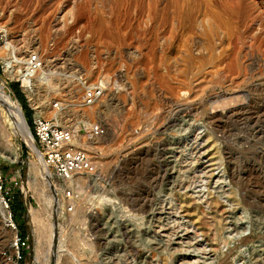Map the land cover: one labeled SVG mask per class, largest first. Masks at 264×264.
Wrapping results in <instances>:
<instances>
[{
	"label": "rangeland",
	"instance_id": "obj_1",
	"mask_svg": "<svg viewBox=\"0 0 264 264\" xmlns=\"http://www.w3.org/2000/svg\"><path fill=\"white\" fill-rule=\"evenodd\" d=\"M0 28L6 92L33 120L22 81L4 74L8 39L19 59L40 58L55 81L42 99L97 166L58 187L37 164L32 187L37 157L0 112V169L27 207L10 209L15 236L0 223V264H189L201 248L200 264L264 263V0H0ZM89 121L104 135H78ZM42 205L56 239L46 211L32 222Z\"/></svg>",
	"mask_w": 264,
	"mask_h": 264
},
{
	"label": "bare ground",
	"instance_id": "obj_2",
	"mask_svg": "<svg viewBox=\"0 0 264 264\" xmlns=\"http://www.w3.org/2000/svg\"><path fill=\"white\" fill-rule=\"evenodd\" d=\"M4 33H5V30H1V28H0V35L5 38ZM3 48H10V53H8L5 57L1 58L2 61H3L2 65H3L4 74H5V76L8 79L10 78L12 80L16 79V80H21L22 81L23 88L26 91V93L28 94V97H29L30 102L32 103V106L36 110V117L37 118H44L46 113L52 112L54 117L57 118L56 119L57 123H54L56 126H58L57 125L58 123L61 124L60 122H62L64 120H67L66 118H68L67 117L68 115L64 116L63 114L59 113L58 111L56 112L54 107H56L57 105L55 106L53 103H50L49 101H44L42 99V97H41V94H40L41 90H43V89H52L53 87H55L54 86V82L55 81H54V78L47 76V73L45 72L44 68H42L43 64L41 65V67L38 70H31L30 65H29V59L32 56L35 55L34 52L31 51L27 58L19 59L17 57V55L15 54V49H14L15 47L12 45L11 42L8 41V39H7V41L5 43V46ZM8 85H9V82L7 81V79L5 77H1L0 76V112L2 113V115H5L7 117V121L9 122V124L11 126L12 134L15 135L16 137L20 138L26 145H28V147L31 149L32 153H34L35 156L37 157V162H32V164L30 165L31 166V171L30 172L32 173L33 177H36L35 180L32 179L33 181L31 182V186L35 187L37 185V180H38L37 176L40 175V174H38V169L40 167L38 168L37 164L42 166V168L43 167L46 168L47 166L45 165V162H44L43 153L40 150V148L38 146V143H37L36 139L34 138L32 132H30L31 131L30 128L28 127V125L25 122V117H24V114H23V110H22L21 104L17 100H14L15 98L13 99L11 97V95H9L6 92V90H5ZM104 86H105V83H104ZM49 114H51V113H49ZM67 121L69 122L70 119H68ZM69 124H70V122H69ZM72 124H73V122H72ZM65 126H67V125H65ZM73 126L77 127L75 124H73ZM73 126L69 127V128H71L70 131H72ZM66 130H68V128ZM83 138H86V137H83ZM89 140H91V139H89ZM75 143L76 142H75L74 137H73V139L70 142V145L74 146L76 148L83 149L82 147L76 146ZM17 159H18L17 155L12 156V160L13 161H16ZM39 170H41V169H39ZM49 171H50V169H49ZM42 172H43V170H42ZM50 173H51V171H50ZM80 173H85V172H82V171L76 172L71 177L70 181L74 178L75 175L80 174ZM47 175H49V174H47ZM44 177L42 176L43 183H44ZM51 179H52V173H51ZM46 180H45V182H46ZM68 181H66L65 185H68L67 184ZM74 181H76V180H74ZM71 184H72V182H71ZM48 186L50 187L49 184H48ZM41 192L43 193V191H41ZM41 192H37V196H39L40 198L42 197ZM43 194H45V193H43ZM49 197L53 198V196H49ZM45 198H46V196H45ZM42 200H43V197H42ZM47 200H50V199H47ZM44 203H47V201H44ZM45 206L42 205L40 207L41 208L40 210H36L34 207H30L31 209L29 210V213H30L32 222H33V224L35 226L37 221L39 223L38 218L42 217V214H44L42 212L46 211L47 216H45V217H48L47 223H48V227H49V228L48 227L47 228L51 232V238L53 239V237H55V239H56L57 236L54 235L55 234L54 230H56L57 228L55 229L53 224L50 223V220L53 217V213H52L53 209L49 211ZM81 220H82L81 212L80 213L77 212V213H75L74 216H72V222H78V221H81ZM40 221H42V218H40ZM1 222H3L5 224L4 226L2 224V226L4 227V232L6 234L12 235V237H13V235L15 236L16 230H15L14 225L10 222V212L6 209L5 206H3L2 203H0V223ZM208 223L209 222H205V224H208ZM42 224H43V222H42ZM43 226L45 227V225H43ZM35 229L37 231V228H35ZM50 232L48 234H50ZM44 234H46V233H44ZM60 237H64V236H62V234H61ZM51 238H50V240H51ZM58 239L60 240L61 238H58ZM46 242H48V241H46ZM57 242H58V240H57ZM11 244H12V247L15 249V247L13 245V242ZM63 244H64V241L62 239L58 243H56V245H57L56 249L57 250L62 249L63 248ZM47 245H49V244H47ZM50 245H51V243H50ZM203 252L204 251H203L202 248L193 250V254L191 255L192 259H191L189 264H200L201 263V259L199 258V259L194 260L195 259L194 257H200V255H202ZM203 264H205V262Z\"/></svg>",
	"mask_w": 264,
	"mask_h": 264
},
{
	"label": "built area",
	"instance_id": "obj_3",
	"mask_svg": "<svg viewBox=\"0 0 264 264\" xmlns=\"http://www.w3.org/2000/svg\"><path fill=\"white\" fill-rule=\"evenodd\" d=\"M2 38L3 36H0V41ZM42 64L36 55L29 59L31 70H38ZM104 83L105 80L99 81L96 85L84 90L82 102L85 107L94 106L102 98L106 89ZM32 125L33 136L43 153L45 165L50 169L52 180L58 187L64 186L66 181L70 180L76 172H85L90 178L96 176L97 166L93 163L89 152L70 145L74 137L72 131L56 126L52 120L37 118L36 116L32 120ZM104 133L105 129L99 122L89 121V125L84 122L79 124L78 135L86 138L101 137ZM9 191L6 185V176L0 169V203L10 212ZM10 222L12 223L11 215ZM24 246L23 239L16 236L15 248L19 250Z\"/></svg>",
	"mask_w": 264,
	"mask_h": 264
},
{
	"label": "trees",
	"instance_id": "obj_4",
	"mask_svg": "<svg viewBox=\"0 0 264 264\" xmlns=\"http://www.w3.org/2000/svg\"><path fill=\"white\" fill-rule=\"evenodd\" d=\"M20 99H21L20 101L23 104V107L25 110L27 122L30 126H32V119H31V116L29 115V113L27 112L26 103H25L23 98H20ZM10 207H11V210L13 212V217H15V219L17 218L19 213H21V215H22L23 213L26 212L27 207L24 206V201H23V197H22L21 193L17 194V196L13 198V201L10 198ZM21 238L23 239L24 243L26 244L25 237L22 236ZM21 248L23 249L24 247H21ZM22 258L23 257L21 256V259Z\"/></svg>",
	"mask_w": 264,
	"mask_h": 264
},
{
	"label": "water",
	"instance_id": "obj_5",
	"mask_svg": "<svg viewBox=\"0 0 264 264\" xmlns=\"http://www.w3.org/2000/svg\"><path fill=\"white\" fill-rule=\"evenodd\" d=\"M24 114V113H23ZM25 117V116H24ZM25 122H26V124H27V121H26V119H25ZM28 125V124H27ZM28 127H29V125H28ZM30 128V127H29ZM31 132V131H30Z\"/></svg>",
	"mask_w": 264,
	"mask_h": 264
}]
</instances>
